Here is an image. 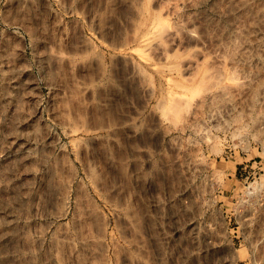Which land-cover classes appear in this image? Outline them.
<instances>
[{"label":"rangeland","instance_id":"374dc122","mask_svg":"<svg viewBox=\"0 0 264 264\" xmlns=\"http://www.w3.org/2000/svg\"><path fill=\"white\" fill-rule=\"evenodd\" d=\"M172 1L0 0V264H264V0ZM162 15L181 55L139 59ZM202 24L218 85L164 113Z\"/></svg>","mask_w":264,"mask_h":264},{"label":"bare ground","instance_id":"6f19581e","mask_svg":"<svg viewBox=\"0 0 264 264\" xmlns=\"http://www.w3.org/2000/svg\"><path fill=\"white\" fill-rule=\"evenodd\" d=\"M170 1V0H169ZM181 1V0H180ZM180 1H178V0H173L172 2L173 3H171L170 5H172V6H169V10L168 11H171V14H173L172 12L175 10V8H176V6L178 5V2H180ZM183 2H185V0H182ZM187 1V0H186ZM180 4H181V2H180ZM179 4V5H180ZM178 5V6H179ZM181 5H184V4H181ZM180 5V6H181ZM177 9V8H176ZM178 10V9H177ZM177 10H176V12H177ZM167 11V12H168ZM228 11V10H227ZM222 12H224V11H222ZM230 12V11H229ZM162 13V12H161ZM169 13V12H168ZM163 14V13H162ZM229 14V13H228ZM159 15H161V14H159ZM173 15H177L176 13H175V11H174V14ZM158 16V15H157ZM163 15L162 16H159L157 19H155L154 21H151V22H153V24H152V26L151 27H149L150 29H149V31H146L147 32V34H146V36L142 39V43H141V50H137V54L136 55H138L139 56V59H145L146 57H148L149 55H148V53L149 54H151V55H153V56H155L159 61H168V59L169 58H172L171 60L173 61V57H175V56H180V55H178V53L177 54H174V52H173V54H171V52L173 51V49H174V47L176 48L179 44H180V42L182 41V39L180 38V34H181V30H182V33L183 32H185L186 33V31H183V29H180L181 27H175V25L173 26V24H171L172 26H170L163 18ZM153 18H155V16H153ZM234 19V18H233ZM232 19V20H233ZM236 20V19H235ZM238 20V19H237ZM234 23H236V22H233L232 24H234ZM151 24V23H150ZM232 24H231V27H232ZM240 24V23H239ZM230 25V24H229ZM236 26H238L239 28H240V30H241V26H239V25H237V24H235ZM202 26H203V24H202ZM200 27V28H198L199 30H197V32H193L192 31V29H189L190 31H188L187 33H190V36H191V45H192V49L194 50V53L191 51V50H189V51H191L190 53L192 54H190V55H188V56H190L191 58H187L186 57V59L184 58V59H182L181 61H183L181 64H180V66L179 67H171V70H173V71H176L175 73H179V74H181V76H185V75H187V77L189 76V75H193L194 74V76H197V75H195V72H197L198 71V69L201 67L202 68V71H203V75H202V73H200L201 74V77L198 79L199 81L198 82H196V85L194 86V87H191V86H183L182 87V91L180 92V93H177V94H173V96L171 95H167V92H166V95L167 96H165L164 98L165 99H163V101L162 100H160V102L158 103V107H160L159 109H162V111L165 113L166 111H170V112H172V107L173 106H175L176 104H174V103H179L180 104V106H181V104L182 103H186V102H190V103H193V105L192 104H190L191 106H195V107H197L198 105H199V103H201L203 100L202 99H200V97L201 96H203L204 94H206V92H209L208 91V89H212L213 87H216V86H214V85H216V84H214V83H216V81H217V85H218V81H219V79H213V80H215L214 81V83H212L211 82V80H209V76L206 74V72H208L209 70L210 71H213V69H215L216 70V68L217 69H219V67L221 66V67H223V64H225L227 61H225L224 62V60H226L227 58H224V60H223V56H225V55H227L226 57H228V54L227 53H229V51L227 50V47H225V42H223L222 40V42L224 43V44H220L222 47H223V49H224V47H225V50H227L228 52L227 53H225L224 54V52H223V50H221L222 51V54H223V56H222V54H220L221 53V51H220V53L219 52H217L219 49H218V44L220 43V39H217L216 38V40H214V38H212L214 41L211 43L212 44V47H210V48H206L205 47V37H204V35L206 36L207 35V29L203 26V27ZM234 26V25H233ZM183 27V26H182ZM230 27V28H231ZM238 27H236V28H238ZM218 28V27H217ZM229 28V29H230ZM186 29V28H185ZM218 29H220V28H218ZM232 30V29H231ZM210 31V30H209ZM216 31H219V30H216ZM233 32V31H232ZM232 32H231V35H232ZM242 32V31H241ZM241 32H239V33H241ZM245 32V31H244ZM209 33V32H208ZM211 33V32H210ZM216 33V32H215ZM214 33V34H215ZM218 33V32H217ZM220 33H221V30H220ZM228 33V32H227ZM230 33V32H229ZM236 33V32H235ZM235 33L233 32V35H235ZM184 34V33H183ZM183 34H182V36H183ZM212 34V33H211ZM210 34V35H211ZM214 34H212V35H214ZM210 35H207V40H208V38L209 37H214V36H210ZM220 35V34H219ZM218 35V36H219ZM226 35H228V34H226ZM236 35H238V33L236 34ZM217 35H216V37H218ZM220 37H222V36H220ZM224 37V36H223ZM233 37V36H232ZM240 37V36H239ZM225 38V37H224ZM234 38H236V36L234 37ZM245 38V37H244ZM180 39H181V41H180ZM188 39H189V37H188ZM187 39V40H188ZM210 39V38H209ZM230 39V38H229ZM225 40V39H224ZM235 40V39H234ZM190 41V40H189ZM233 40H232V38H231V42H232ZM247 41V40H246ZM210 42V41H209ZM208 42V43H209ZM221 42V43H222ZM235 42V41H234ZM237 42V41H236ZM228 43H230V42H227V44ZM245 43V42H244ZM248 43V42H247ZM207 44V43H206ZM242 44V43H241ZM190 45V46H191ZM224 45V46H223ZM234 45V44H233ZM239 46V45H238ZM249 46V45H248ZM208 47V46H207ZM244 47V46H243ZM242 47V50L243 51H245V49H248V47L246 48L245 47V49ZM216 48H217V51H216ZM220 48V47H219ZM231 48V47H230ZM263 48V47H262ZM232 50H233V48H232ZM239 50H241V49H239ZM251 50V49H250ZM254 50V49H253ZM134 51H136V50H134ZM148 52V53H147ZM226 52V51H225ZM233 52H234V50H233ZM238 53H240L241 51H237ZM246 52V51H245ZM253 52H255V51H253ZM134 54H135V52H133ZM145 53H147V56L145 57ZM231 53V52H230ZM242 53V52H241ZM248 53V52H247ZM252 53V52H251ZM263 53V52H262ZM170 54L172 55V57L170 56ZM243 54H245L244 52H243ZM256 54H257V52H256ZM261 54V53H260ZM174 55V56H173ZM230 55V54H229ZM232 55H233V53H232ZM240 55V54H239ZM251 55H253V54H251ZM187 56V55H186ZM238 56V55H237ZM236 56V58H238ZM241 56V55H240ZM248 56H249V54H248ZM177 57V58H178ZM183 57V56H182ZM185 57V56H184ZM253 57V56H252ZM260 57H262V56H260ZM129 58V57H128ZM149 58V57H148ZM207 58L209 59V60H207ZM232 60H233V56L232 57H230ZM248 58V57H247ZM258 58H259V56H258ZM130 59V58H129ZM147 59V58H146ZM147 60H149V59H147ZM175 60V59H174ZM235 60L236 59H234V63H235ZM170 61V60H169ZM229 61V60H228ZM237 61V60H236ZM150 62V61H149ZM262 62V61H261ZM144 63H147V62H144ZM230 64H229V70L230 71H232L233 72V70L234 69H236L237 70V66L231 61V62H229ZM154 64V63H153ZM175 64H177V63H175ZM158 65V64H157ZM227 65V64H226ZM236 67H235V66ZM153 66H155V64L153 65ZM160 66V65H159ZM159 66H157V67H159ZM256 66H257V64H256ZM152 67V66H151ZM156 67V66H155ZM163 67V66H162ZM220 67V68H221ZM226 67V66H225ZM257 67H259V66H257ZM163 68H165V67H163ZM166 69H168V66L165 68V70ZM222 69V68H221ZM224 69V68H223ZM222 69V70H223ZM227 70H228V65H227V68H226ZM227 70H225L226 71V76L228 77V78H226V80L227 81H229V83H235V82H233L235 79H233V78H236V80H237V77H235L234 76V72L236 71H234L233 72V76L229 73L228 75H230V76H228L227 75ZM255 69H253V71H254ZM209 71V72H210ZM220 71V69L218 70V72ZM136 72H137V70H136ZM135 72V73H136ZM141 72V71H140ZM166 72V71H165ZM170 72V71H169ZM172 72V71H171ZM215 72H217V70L216 71H214L213 72V74H217V73H215ZM237 72V71H236ZM250 72V71H249ZM212 73V72H211ZM221 73L223 74V71H221ZM254 73H257V71L255 70V72ZM138 74H139V72H138ZM221 74V75H222ZM250 74V73H249ZM212 75V74H211ZM217 75H219V73L217 74ZM237 75V74H236ZM239 75V74H238ZM233 77L232 78V82L230 81L231 80V78H229V77ZM249 76V75H248ZM251 76H252V74H251ZM186 77V76H185ZM184 77V78H185ZM193 77V76H192ZM213 77H214V75H213ZM220 78H222L221 76H219ZM224 77V76H223ZM240 77V76H239ZM239 77H238V79H239ZM167 78H168V76H167ZM211 78V77H210ZM241 78V77H240ZM249 78L252 80V78L249 76ZM262 78V77H261ZM261 78H258V79H261ZM166 79V78H165ZM186 79V78H185ZM184 79V80H185ZM225 79V78H224ZM223 79V81L225 82L226 80H224ZM228 79H230V80H228ZM243 79H244V77H243ZM243 79H241V80H243ZM255 79V78H254ZM235 80V81H236ZM249 80V79H248ZM248 80H247V82H246V80H245V82H246V85L247 86H249L250 85V83H251V80H249L250 81V83H249V85L247 84L248 83ZM167 81V80H166ZM169 81V80H168ZM175 82H176V80H174ZM186 81V80H185ZM223 81H220V83H223ZM240 81V80H239ZM244 81V80H243ZM243 81L240 83L239 82V84L240 85H244L243 84ZM173 82V81H172ZM188 82H190V81H188L187 80V83ZM237 82V81H236ZM257 82H259V81H257ZM256 82V83H257ZM171 83V82H170ZM184 83V82H183ZM226 83V82H225ZM228 83V82H227ZM228 83V84H229ZM145 84V83H144ZM164 84H165V82H164ZM228 84L227 85H223L224 87H225V89L228 87L229 88V86H228ZM231 84V85H232ZM262 85H264L263 83H261ZM146 85V84H145ZM167 85V84H166ZM210 85H213V87H210ZM235 85V88L236 87H238V84H234ZM234 85H232V87H234ZM237 85V86H236ZM245 85V86H246ZM256 85V84H255ZM254 85V86H255ZM258 85H260L259 83H258ZM257 86V85H256ZM261 86V85H260ZM259 86V87H260ZM151 87V86H150ZM168 86H166V88H167ZM231 87V86H230ZM241 86H239V88H240ZM251 87V86H250ZM143 88H144V86H143ZM177 88H179V87H177ZM222 88V87H221ZM242 88V87H241ZM214 89V88H213ZM212 89V90H213ZM217 89V88H216ZM237 89V88H236ZM260 89V88H259ZM258 89V90H259ZM147 90V89H146ZM150 90V89H149ZM228 90V92L230 91L229 89H227ZM231 90H232V88H231ZM238 90H240V91H242L241 89H238ZM261 90V89H260ZM148 91V90H147ZM146 91V92H147ZM151 91V90H150ZM237 90H235L234 91V93H236L237 94V92H240V91H237ZM254 91H257V89H254ZM149 92V91H148ZM220 92H224V91H220ZM150 93V92H149ZM225 93V92H224ZM231 93V92H230ZM229 93V94H230ZM233 93V92H232ZM169 94V93H168ZM215 95V94H214ZM226 95V94H225ZM233 95V94H232ZM217 96V95H216ZM216 96H213L214 97V99H215V97ZM209 97V96H208ZM226 97V96H225ZM216 98H218V97H216ZM206 99H208V98H206ZM213 99V100H214ZM200 100H202L201 102H200ZM208 100H211L210 99V97H209V99ZM207 101V100H206ZM205 101V102H206ZM203 103V102H202ZM189 104H186V105H189ZM185 105V106H186ZM189 105V106H190ZM179 106V105H178ZM201 106V105H200ZM157 107V108H158ZM194 107V108H195ZM199 107V106H198ZM182 108V107H181ZM228 108V107H227ZM159 109H158V111H159ZM175 109H177V108H175ZM192 109H193V107H192ZM174 110V109H173ZM178 110V109H177ZM196 110V109H195ZM226 110V109H225ZM230 110V109H229ZM228 109L226 110L227 112L229 111ZM174 111H176V110H174ZM225 111V112H226ZM169 112V113H170ZM177 112V111H176ZM226 112V113H227ZM161 113V112H160ZM174 113V112H173ZM172 113V114H173ZM178 113H182L181 111L180 112H178ZM177 113V114H178ZM234 113V112H233ZM171 114V113H170ZM175 115H176V113H174ZM174 115V116H175ZM180 115V114H179ZM188 115H190V114H188ZM162 116V115H161ZM163 117V116H162ZM176 117H178V116H176ZM179 117H181V118H184V117H182L181 115L179 116ZM188 117V116H187ZM190 119V118H189Z\"/></svg>","mask_w":264,"mask_h":264}]
</instances>
